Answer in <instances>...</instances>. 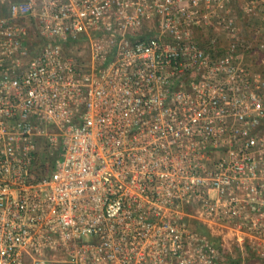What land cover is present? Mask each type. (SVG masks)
Returning a JSON list of instances; mask_svg holds the SVG:
<instances>
[{
  "label": "built area",
  "instance_id": "1",
  "mask_svg": "<svg viewBox=\"0 0 264 264\" xmlns=\"http://www.w3.org/2000/svg\"><path fill=\"white\" fill-rule=\"evenodd\" d=\"M218 4L1 1L0 264L229 263L195 222L264 258V84L196 35Z\"/></svg>",
  "mask_w": 264,
  "mask_h": 264
},
{
  "label": "rangeland",
  "instance_id": "2",
  "mask_svg": "<svg viewBox=\"0 0 264 264\" xmlns=\"http://www.w3.org/2000/svg\"><path fill=\"white\" fill-rule=\"evenodd\" d=\"M0 0V6H1ZM219 6L210 7L207 9L209 18L213 22V25H208L205 32L211 33L217 38L218 44L226 49V53L232 50L230 47L235 46L236 51H239L240 56L243 55V65L253 73L260 75L264 84V0H220ZM232 16L236 25L235 34L223 33L222 31H215L217 20ZM203 30V28H202ZM195 29L196 35H203V31ZM202 31V33H200ZM209 35L203 37L212 38ZM231 45V46H230ZM48 148V147H47ZM51 151V150H50ZM47 163L49 167L52 166L56 154H51L49 151L46 153ZM210 231L213 241H215L217 247L219 246L224 260L228 261L227 264H239L236 263L239 259L240 250L239 244L235 241L233 233L225 228L219 227H207ZM193 230H196L193 228ZM247 247V246H246ZM246 253V250H244ZM253 255L254 253L248 249ZM68 249L60 248L58 251V257L55 259L63 261L67 259ZM231 253V254H230ZM248 256V254H245ZM250 254V253H249ZM255 256V255H254ZM256 257V256H255ZM259 260V257H256ZM261 264V263H259Z\"/></svg>",
  "mask_w": 264,
  "mask_h": 264
},
{
  "label": "trees",
  "instance_id": "3",
  "mask_svg": "<svg viewBox=\"0 0 264 264\" xmlns=\"http://www.w3.org/2000/svg\"><path fill=\"white\" fill-rule=\"evenodd\" d=\"M28 25L30 27H33V23L29 22ZM207 36L209 35L208 32L203 33V35L199 36L200 38H203V36ZM211 37H214L213 34L211 33V35H209ZM217 50L213 51V53L215 52L217 55L216 56H222L223 54L226 53V49H223L221 45L218 44ZM193 228L196 229L199 233H201V235H205L207 236L209 239H214L212 238L210 231L208 230V228L206 226H204L203 224L197 223L195 222L193 224ZM250 253V254H249ZM247 254H249L248 256H250L251 258L249 260H251L252 262H250L251 264H264V260H259L258 258H256L251 252H248Z\"/></svg>",
  "mask_w": 264,
  "mask_h": 264
},
{
  "label": "crops",
  "instance_id": "4",
  "mask_svg": "<svg viewBox=\"0 0 264 264\" xmlns=\"http://www.w3.org/2000/svg\"><path fill=\"white\" fill-rule=\"evenodd\" d=\"M248 249L249 248L245 246V248H244V250H246V253H245V251H242L241 248H239L240 255H239V259L237 260L236 263H239V264H251L250 262H252V261L249 260L251 257L244 255V253L247 254L249 252ZM260 259H263L264 260V258H260Z\"/></svg>",
  "mask_w": 264,
  "mask_h": 264
}]
</instances>
